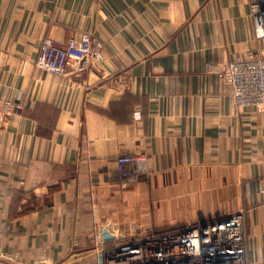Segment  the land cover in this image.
I'll list each match as a JSON object with an SVG mask.
<instances>
[{
    "label": "crops",
    "instance_id": "obj_1",
    "mask_svg": "<svg viewBox=\"0 0 264 264\" xmlns=\"http://www.w3.org/2000/svg\"><path fill=\"white\" fill-rule=\"evenodd\" d=\"M82 31L104 42L100 75L36 66L44 36ZM248 53L264 55L248 0H0V264H97L91 158L139 152L153 169L239 163L264 264V109L223 79Z\"/></svg>",
    "mask_w": 264,
    "mask_h": 264
},
{
    "label": "built area",
    "instance_id": "obj_2",
    "mask_svg": "<svg viewBox=\"0 0 264 264\" xmlns=\"http://www.w3.org/2000/svg\"><path fill=\"white\" fill-rule=\"evenodd\" d=\"M264 38V0H248ZM104 42L44 36L36 66L56 76L100 72ZM238 107L264 109V55L236 56L223 72ZM6 110L20 108L4 101ZM134 119L139 107L132 108ZM90 190L97 264H250L248 216L237 162H183L153 169L144 153L92 157ZM39 186L32 181L31 189Z\"/></svg>",
    "mask_w": 264,
    "mask_h": 264
}]
</instances>
